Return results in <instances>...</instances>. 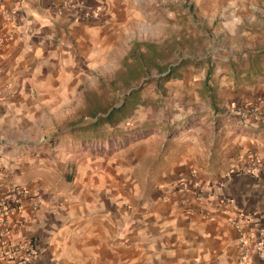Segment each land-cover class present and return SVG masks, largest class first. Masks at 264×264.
Returning a JSON list of instances; mask_svg holds the SVG:
<instances>
[{
	"label": "crops",
	"instance_id": "obj_1",
	"mask_svg": "<svg viewBox=\"0 0 264 264\" xmlns=\"http://www.w3.org/2000/svg\"><path fill=\"white\" fill-rule=\"evenodd\" d=\"M221 1L218 22L206 26L218 53L207 63L216 68L209 85L218 123L198 120L186 133L175 124L168 142L129 156L83 148L68 135L78 125H67L116 52L133 40L162 41L148 38L152 18L163 26V14L147 10L157 0H72L62 15L50 0L4 1L0 183L24 186L41 202L7 217L8 240L34 249L25 264H264V177L246 171L251 156L264 161V128L221 115L229 103L264 105V71L254 72L264 14L255 0ZM191 178L211 201L185 212L163 196ZM242 217L250 219L244 236L231 223Z\"/></svg>",
	"mask_w": 264,
	"mask_h": 264
},
{
	"label": "rangeland",
	"instance_id": "obj_2",
	"mask_svg": "<svg viewBox=\"0 0 264 264\" xmlns=\"http://www.w3.org/2000/svg\"><path fill=\"white\" fill-rule=\"evenodd\" d=\"M255 2H257L256 12L264 14V0H255ZM223 6L224 4L221 0H162V4H159V0H157V3L153 2L147 5L148 11L151 10L150 12L156 11V13L161 12L163 14L162 27L156 25V20L153 18L149 22L152 24V29L149 31L148 38L153 41L158 40V42L162 40L156 43L161 48V51L165 53L167 50L172 51V54L161 65L170 64L175 66L184 62L183 66L178 70L180 77L167 82L164 85L165 91L162 93L161 87L156 86V83L152 82L154 78L158 77L156 71L152 70L148 77L141 79L138 85H134L131 88L139 90L140 104L137 105L131 116L117 125L116 128L120 131H129L148 124L150 125V130L135 131L132 140L124 146H121L120 141L104 144V154L112 155L121 151V154L125 156L132 154L142 155L148 150H153L162 141L168 142L170 140V137H167L168 135L176 136L178 130L173 128L175 124L180 125V128L184 129L186 133L189 125L198 120H200L198 123L203 124L215 125L218 123L220 118L213 116L216 114V109L212 110L213 108H211L212 105H210L208 98L203 97L202 91H204V87L202 86V89L199 88L200 86L197 82L202 84L206 74L207 63L211 59L217 60L218 53L213 52L212 48L214 38L212 34H208L206 26L212 25L213 27L218 22V17L224 10ZM214 17L215 20L212 24L211 19ZM126 53L127 51H121L118 57L116 52L113 65L100 68L99 77L104 78L107 82L114 80L116 73L121 69V57ZM228 71L230 73L229 69ZM215 75L216 68L213 67L211 77ZM230 75L232 76L233 74L230 73ZM188 78H191V80H188ZM116 87L118 88L105 94V100L108 103L115 104L114 107L124 101L131 90L127 91L121 88L120 82L117 83ZM86 88L89 92L96 95L103 94L97 89V83L95 82L87 85ZM78 104L79 102H77V115L70 117L72 121L67 126L76 124L80 127L84 123L93 121L90 117H84V98L80 102L82 115L78 113ZM212 111H214L213 115H211ZM221 111V115L227 121L235 118L234 120L245 125L264 128V121H262L264 120V105L254 106L229 103V105L222 107ZM189 118L192 121H189ZM164 126H168L173 132H165L162 128H159ZM146 141L149 142L144 144ZM82 147L97 150L93 143H89V145L84 143ZM65 150L70 151L68 147ZM106 150L109 152H105Z\"/></svg>",
	"mask_w": 264,
	"mask_h": 264
},
{
	"label": "trees",
	"instance_id": "obj_3",
	"mask_svg": "<svg viewBox=\"0 0 264 264\" xmlns=\"http://www.w3.org/2000/svg\"><path fill=\"white\" fill-rule=\"evenodd\" d=\"M160 49L161 48L154 43L139 42L137 40L132 41L130 50L122 59L121 69L116 73V78L110 82H107L101 77L97 80V89L103 94L96 95L92 92L84 93V117H90L93 121L82 124L68 134L74 142L77 141L87 145L93 143V146L97 150L103 151L104 144L107 145L113 141H120L121 146H124L127 142L132 140L135 131L150 130V125L148 124L129 131H120L116 128L117 125L128 119L137 108V105L140 104L139 90H134L131 94L127 95L123 103L111 112H109V110L112 109L115 104L108 103L107 100H105V94H107L108 91L117 89L118 87H116V85L118 82L121 83V88L127 91L130 90L134 85H138L141 79L148 77L152 70H155L158 75L152 82H155L156 86L161 87L163 93L165 91L164 85L167 82L171 79L180 77V75H178V70L183 66L184 62L175 66H171L170 64L161 65L162 62L172 54V51L167 50L165 53ZM254 59V72L261 73L264 71V67L259 65L264 63V53L256 55ZM212 68L213 67L208 66L206 69L203 87L204 91L209 94L214 109V90L209 85ZM74 125L75 124L70 127ZM106 148L108 147L106 146Z\"/></svg>",
	"mask_w": 264,
	"mask_h": 264
},
{
	"label": "built area",
	"instance_id": "obj_4",
	"mask_svg": "<svg viewBox=\"0 0 264 264\" xmlns=\"http://www.w3.org/2000/svg\"><path fill=\"white\" fill-rule=\"evenodd\" d=\"M4 1L0 0V7ZM50 1L54 4L58 15L64 14L72 6V0ZM246 171L253 178L261 179L264 177V161L258 156H251L248 159ZM0 181H2L1 176ZM163 198L176 203L185 212H190L194 208H201L211 201L207 193L199 188L195 178L180 181ZM40 203L38 195L31 194L26 187L9 182L0 183V257L4 259L5 264H25L28 256L34 253V249L30 244L23 247L16 246L8 240L10 227L7 223V217L27 204L35 211L39 208ZM249 220V218L242 217L233 219L231 223L236 227L238 233L244 236L243 227L249 223ZM242 247L241 262L247 255V245L245 242H243Z\"/></svg>",
	"mask_w": 264,
	"mask_h": 264
},
{
	"label": "water",
	"instance_id": "obj_5",
	"mask_svg": "<svg viewBox=\"0 0 264 264\" xmlns=\"http://www.w3.org/2000/svg\"><path fill=\"white\" fill-rule=\"evenodd\" d=\"M133 90H134V89H131V90L129 91V94H131V93L133 92ZM122 103H123V101H122L119 105H117V106L113 107L112 109H110L109 112H111V111H112L113 109H115V108H118ZM109 112H108V114H109ZM99 116H102V115H99ZM99 116H98V117H99Z\"/></svg>",
	"mask_w": 264,
	"mask_h": 264
}]
</instances>
